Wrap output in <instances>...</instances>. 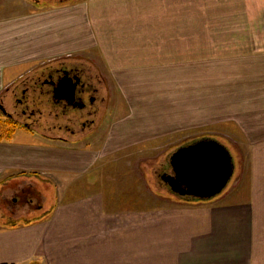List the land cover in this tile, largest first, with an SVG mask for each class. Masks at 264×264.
Returning a JSON list of instances; mask_svg holds the SVG:
<instances>
[{
	"label": "crops",
	"instance_id": "crops-1",
	"mask_svg": "<svg viewBox=\"0 0 264 264\" xmlns=\"http://www.w3.org/2000/svg\"><path fill=\"white\" fill-rule=\"evenodd\" d=\"M56 2L0 21V88L50 57L101 56L111 70L131 72L138 89L153 88L157 71L199 69L200 57H241L201 67L238 72L222 94L200 87L194 99L208 105L202 119L237 136L230 151L247 155L214 198L154 204L136 178L113 174L115 165L104 174L94 143L59 146L17 129L0 140V184L24 172L74 179L33 219L0 224V264H264V0Z\"/></svg>",
	"mask_w": 264,
	"mask_h": 264
},
{
	"label": "rangeland",
	"instance_id": "rangeland-1",
	"mask_svg": "<svg viewBox=\"0 0 264 264\" xmlns=\"http://www.w3.org/2000/svg\"><path fill=\"white\" fill-rule=\"evenodd\" d=\"M56 1L58 0H0V21L7 22L11 19L14 21L22 14H30L31 11L55 4ZM66 1L69 3L73 0ZM86 57L81 59L91 64L92 69L96 68L107 83L108 105L98 131L92 137L78 142L76 145L85 146L94 143L97 148H103L104 151L98 153L103 155L98 161L105 168L104 174H107L106 166L115 165L117 168L112 169L111 172L117 176L136 178L138 190L152 193L154 204H166L170 198H176L158 175L163 171L171 172L169 157L177 148L201 138H215L231 150L228 142L237 140V136L232 133H228L230 134L227 135L228 137H223V132L227 134V131H223V126L215 123L213 119H202L206 115L208 105L203 108L194 98H200L201 95L198 94L197 89L200 87L201 90H206L203 91L205 93L209 91L207 96L211 95L212 89L222 94V86H228V82L233 79L230 75L238 72L234 71L233 67L228 69L225 66L227 70L221 73L212 70L216 75L220 74L213 76L210 71H201L203 70L201 67L207 66L208 63H223L226 60L234 62L235 59L239 60L241 57H200V64L197 65L200 67L199 69L193 70V65L185 64L184 67L192 70L185 69L173 72L161 70V72L157 71L154 74L146 71L135 73L137 78L144 75L147 77L149 74L159 78V81H154L153 85L155 86L150 89L134 88L131 85V81L134 80L131 72L111 70V67L106 64L105 59L101 56ZM0 58L2 59L1 56ZM73 58L78 57H50V59L32 63L33 66L25 71L13 73L8 77L9 79L7 78L4 86L0 88V98L4 96L7 89H12L21 80L34 74L36 70L52 65L56 61ZM184 59L186 61L190 57H184ZM238 60L235 62L239 63ZM191 61L192 59L189 60V62ZM208 80H210L209 83ZM150 90L156 91L148 93ZM139 93L147 96L148 102H143ZM151 96L157 99L159 103L153 100ZM10 104H6L9 112L13 109L12 104ZM198 117L200 119H197ZM4 118L0 113V132L4 130L2 126L14 127L8 126ZM40 139L46 138L40 137ZM44 142L59 146L64 145L56 142V140H45ZM233 144L237 148L234 142ZM230 152L233 156L234 172L225 189L230 187L235 176L239 173L241 163L239 158L244 159L247 155L245 152ZM40 172H38L39 174L33 172L26 174L24 172L12 181L0 184V224L33 219L40 212L36 209L37 207L45 210L52 207L56 201L57 193L63 191L65 184L74 179V176L69 177L66 174L60 176V174L53 175ZM95 173L89 175L94 176ZM61 181H64V184ZM19 182H24V186L19 187L17 185ZM158 198L159 200H157Z\"/></svg>",
	"mask_w": 264,
	"mask_h": 264
},
{
	"label": "flooded vegetation",
	"instance_id": "flooded-vegetation-1",
	"mask_svg": "<svg viewBox=\"0 0 264 264\" xmlns=\"http://www.w3.org/2000/svg\"><path fill=\"white\" fill-rule=\"evenodd\" d=\"M90 66L80 58L56 61L7 89L0 98L6 124L67 145L92 137L107 109L108 87L98 70ZM63 80L67 90L60 94L58 86ZM10 103L11 112L6 108ZM167 173L160 172L158 177Z\"/></svg>",
	"mask_w": 264,
	"mask_h": 264
},
{
	"label": "water",
	"instance_id": "water-1",
	"mask_svg": "<svg viewBox=\"0 0 264 264\" xmlns=\"http://www.w3.org/2000/svg\"><path fill=\"white\" fill-rule=\"evenodd\" d=\"M63 82L57 93L63 94L62 91L67 90ZM0 109L4 110L1 104ZM169 166L171 172L161 179L171 193L201 201L219 195L234 172L231 152L215 138H201L177 148L169 157Z\"/></svg>",
	"mask_w": 264,
	"mask_h": 264
},
{
	"label": "trees",
	"instance_id": "trees-1",
	"mask_svg": "<svg viewBox=\"0 0 264 264\" xmlns=\"http://www.w3.org/2000/svg\"><path fill=\"white\" fill-rule=\"evenodd\" d=\"M59 1H66V0H59ZM2 128H4V130L2 132H0V140L9 139L15 133V131L17 130L16 127L7 128L6 126H2ZM174 196L176 198H179V199H186V198H181V197H179L177 195H174Z\"/></svg>",
	"mask_w": 264,
	"mask_h": 264
}]
</instances>
